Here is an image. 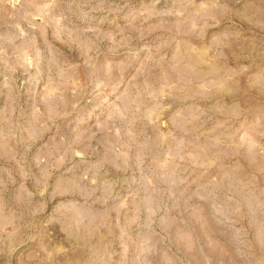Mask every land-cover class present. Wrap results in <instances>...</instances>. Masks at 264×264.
<instances>
[{
    "label": "rangeland",
    "instance_id": "obj_1",
    "mask_svg": "<svg viewBox=\"0 0 264 264\" xmlns=\"http://www.w3.org/2000/svg\"><path fill=\"white\" fill-rule=\"evenodd\" d=\"M0 264H264V0H0Z\"/></svg>",
    "mask_w": 264,
    "mask_h": 264
}]
</instances>
